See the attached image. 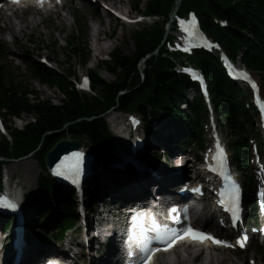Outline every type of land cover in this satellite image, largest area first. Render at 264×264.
Masks as SVG:
<instances>
[{
    "label": "trees",
    "instance_id": "obj_1",
    "mask_svg": "<svg viewBox=\"0 0 264 264\" xmlns=\"http://www.w3.org/2000/svg\"><path fill=\"white\" fill-rule=\"evenodd\" d=\"M176 0H149L145 5L148 13L167 19V14ZM133 10L138 11V0H132ZM185 6L196 10L201 18L203 28L216 40L221 42L234 58L238 52L242 63L250 70L257 71L264 84V69L261 56H264V0H184ZM226 21L229 25L225 30L217 28L212 19ZM158 29H151L134 37L135 52L130 56L119 50L114 51L112 61L105 63V69L117 78L112 83L103 81L98 72L90 71L98 87H102L99 97H88L78 93L69 81L71 72L64 73L49 69L38 61H30L31 72L42 83L56 88L62 96L59 104L48 100H40L37 93L28 86H19L13 80L5 79L0 73V112L5 117H21L27 115L32 121L22 129H14L11 142H0V158H18L31 154L44 167L46 153L60 140L72 138L83 140L95 150H100L110 144V134L102 114L110 107L126 111L134 109L147 117L153 115L159 120H168L187 136L193 137L199 129L201 114L206 115L201 98H186L188 81L171 72L172 63L168 59L151 55L158 45ZM69 53L85 63L89 51L86 43H78L73 38L68 43ZM144 61L143 77L138 70L141 59ZM197 62L203 69L209 83V89L217 113L225 123V129L230 135L231 145L245 147V138L239 113L248 118L241 91L235 87L223 74L215 57L205 53L198 54ZM127 91L119 96L120 92ZM185 104L187 112L180 106ZM151 107V110H149ZM158 109L167 113L162 118ZM185 132V133H186ZM241 156L246 153L240 152ZM239 160L236 159V161ZM240 167L245 169V162L240 161ZM1 165V163H0ZM39 190L44 194V202L50 201L45 195L54 187L52 180L42 176L38 182ZM62 202L72 208L69 192H63ZM40 210H45L40 206ZM71 210L66 214L70 216Z\"/></svg>",
    "mask_w": 264,
    "mask_h": 264
},
{
    "label": "rangeland",
    "instance_id": "obj_2",
    "mask_svg": "<svg viewBox=\"0 0 264 264\" xmlns=\"http://www.w3.org/2000/svg\"><path fill=\"white\" fill-rule=\"evenodd\" d=\"M77 3V6L79 10H76L75 15V24H72L71 19L68 17L66 18V25L63 27V31L61 33H58V30L54 27L56 22L52 21L50 22L46 27L44 25H41L39 28V31L41 35L37 32L32 33L30 36L28 35V31H26L25 36H21L20 34H17V37L15 39V42L12 43L10 36L8 33L3 34V31L0 33V44H4L5 48L8 49L12 53H27L28 56L35 58H41V57H47L49 60L54 63L55 67L58 68L59 71L63 72H71L76 77L81 72H88L91 68L96 66L97 68L95 71L98 72L100 78L104 80L105 82L111 83L116 80V77L114 75H111L108 73V71L105 69V65L102 64L99 60H95L93 62L92 60V52H91V43L89 40V25L94 26V22L90 23L89 19L95 20L94 15L97 10H102L101 6L97 4H93L90 1L85 0H72ZM100 1V0H98ZM149 0H138V13H142L145 11V5ZM70 2L69 4H71ZM105 5V3H104ZM117 8L120 9L123 13L126 12H132L133 11V3L131 0H123L121 4H116ZM101 13V12H100ZM103 13V12H102ZM172 13V12H171ZM134 14V13H133ZM90 15V16H88ZM72 16V14H71ZM92 17V18H91ZM24 19H27V16L23 17ZM109 17L105 15H100L99 23H100V29H102V33L99 35L101 38L102 35L109 36L111 35V39L107 40L106 43H104V50L101 51V54H114V51L116 49H120L124 54L130 55L132 51L134 50V43H133V36L134 31L138 27H132V28H126L122 27L120 28L118 25L114 26V24H111L109 22ZM111 24V25H110ZM85 25V35L84 37H79L75 33L76 29H79L80 26ZM0 27H3V23H0ZM20 26L19 24L15 27L18 29ZM78 31V30H77ZM73 38H76L78 43L83 44V42L86 43V48L89 51L87 63H82L77 58H74L69 53V48L67 43L71 41ZM106 40V39H105ZM102 42V39L99 40ZM10 55H7V53L0 54V65H2V68L7 70L9 72L10 78L14 79L17 84L20 86H28L31 89H33L40 100H48L53 104H59L62 100V96L59 93V91L56 88H50L43 86L41 83H39L37 80L33 79V74H31L25 66L22 64L21 66L10 60ZM104 67L100 68L99 66ZM1 68V69H2ZM143 67H140L142 70ZM257 77V76H256ZM258 78V77H257ZM264 93V89H263ZM195 94L192 90L187 91V97L191 98ZM181 109H184V106H181ZM133 109L128 110L127 112H132ZM113 112L110 111L109 114H105L104 118L106 122L108 120H111L112 117H115L118 121L124 120L125 117H123L121 114H118L117 116H113ZM217 117V116H216ZM217 121L219 124L222 122L221 118L218 116ZM5 121L8 122L9 127L11 128H19L22 129L23 126H25V122L32 121V117H22V121H17L13 118L6 117ZM108 123V122H107ZM223 124V122H222ZM109 126V125H108ZM172 131L176 132L175 129ZM163 134V133H162ZM224 138L227 140L226 133L222 132ZM206 135V132H205ZM230 137H228L229 139ZM207 139V136H206ZM83 142V141H82ZM175 142H173L172 146ZM85 146H87L84 143ZM96 159V158H95ZM94 159V160H95ZM161 161V160H160ZM26 162L25 165H21V163ZM96 163L94 164V166ZM9 172L13 176V182L16 184H20V186L23 187V192L27 193L30 197V199L34 198L36 202L40 200V196H42L41 193L37 190V180L42 175H46V172H44L43 168L38 164L37 161L31 155L27 158H20L16 160H10L7 165L3 168V172ZM108 171V169H103L98 173V176L104 177L105 173ZM103 180L100 181L102 183ZM88 190H94V187H88ZM90 193V191H88ZM91 196V194H90ZM110 198L103 196L101 200H103L104 205L109 202ZM99 202V201H97ZM36 205V204H34ZM34 207V206H33ZM109 207V204L106 205V208ZM54 209H58L57 202L53 204ZM45 222V221H44ZM72 238V237H71ZM70 239V236L68 235L66 237V241ZM79 240V239H78ZM257 251V254H259L264 262V248H259L256 246L255 248ZM250 255H252V245L250 249L245 254H234L230 251H225L223 253H215L211 254V262L214 264H241L243 259L248 258ZM186 260L187 264H191V262L188 260V257L186 254H179V256H169L165 258H161L158 260V264H181ZM207 259H203V262H206Z\"/></svg>",
    "mask_w": 264,
    "mask_h": 264
},
{
    "label": "bare ground",
    "instance_id": "obj_3",
    "mask_svg": "<svg viewBox=\"0 0 264 264\" xmlns=\"http://www.w3.org/2000/svg\"><path fill=\"white\" fill-rule=\"evenodd\" d=\"M86 1V0H85ZM102 2H106L109 6L113 7V8H116V4L119 3L121 4L123 0H101ZM72 7L74 8L75 7V3L72 2ZM98 11V10H97ZM20 22V27L18 29H15L14 28V25L11 21V19L9 17H0V19H4V22H5V27L10 31L12 32L15 36L17 34H20L21 36H25L26 35V31H28V35L30 36L32 33H35L37 32L39 34V36L41 35L40 31H39V28L42 24H44L45 26V23H41L40 21L36 20V19H24L22 16H18ZM66 16L63 15V13L61 12H57L54 16V20L56 21V24L54 25V27L59 30V31H63V27L66 25ZM111 24H114L113 21H111ZM110 24V25H111ZM46 27V26H45ZM0 32H2V29H0ZM102 29H99L97 31L98 33V36L102 33ZM105 39H102V42L101 41H98L97 40V50L98 52H101L104 50V43H105ZM17 118V117H16ZM20 118V117H19ZM172 162H175L176 159L172 158L171 159ZM26 162H23L21 163V165H25ZM98 168H101V169H107L108 166L106 164H103L100 165L99 163L95 166V170H97ZM186 172V169H184L182 171V174ZM160 174L162 175L163 179H161L163 182H169L170 184L171 183V180H169V176H165V174H167V170H160ZM111 174L107 175L106 176V182L103 186H101L100 188H97V189H94L93 190V193L95 194V197H99V198H102V194H105V195H109V196H112V197H115V198H121V196L125 193H128V192H131V190L133 189V186H135L134 184L132 183H123V182H120V181H117L116 179H113L112 176H110ZM145 175V174H144ZM165 180V181H164ZM145 183L148 182L149 185H151L152 183H154V179L152 177H150L149 175H145V180H144ZM157 182H160L157 181ZM145 187V186H144ZM90 194V193H89ZM42 200V199H41ZM21 202H19L20 204ZM22 204V203H21ZM1 226H3V224H1ZM39 229V228H38ZM34 242H28V240H23V244L20 245L19 248L20 249V252L23 254V259H22V264H26L31 258H36L37 257V254H36V249L32 246ZM107 243V242H106ZM108 244L111 246L110 247V252L109 253H106L105 252H102L100 253V251H98L96 249V247L94 246L93 247V250H94V255L92 254L91 255V261H93L95 264H112V261H113V254L115 252V249L113 247V245H111V242H108ZM223 253V251L221 252ZM5 254V253H4ZM101 254H103L104 257L101 256ZM82 255H84V253H82ZM96 255V256H95ZM86 255H84L85 257ZM106 256L107 257H111L112 261H110L109 259H106ZM78 257V255H77ZM102 259H101V258ZM187 257H188V260L191 262V264H208L210 262V258L207 257V256H204L203 254H198V255H195V254H187ZM207 259L206 262H203V259ZM100 260V261H98ZM98 261V262H97ZM2 262V260L0 261ZM181 264H187L186 263V260L184 262H182Z\"/></svg>",
    "mask_w": 264,
    "mask_h": 264
},
{
    "label": "snow or ice",
    "instance_id": "obj_4",
    "mask_svg": "<svg viewBox=\"0 0 264 264\" xmlns=\"http://www.w3.org/2000/svg\"><path fill=\"white\" fill-rule=\"evenodd\" d=\"M13 2L15 3L16 0H13ZM38 2H42V0H38ZM181 28L184 31H188V29L184 27L183 21H181ZM244 78L247 79V76L245 75ZM86 83H87V80L85 79V84ZM82 155H83L82 153H73L71 156H66L60 162V164L57 165L55 173L57 175H62L64 169L71 168L78 175L79 174L80 158ZM235 199L237 201L239 199L238 189H237L236 194H235ZM0 206L14 207V205L5 204L3 200H0ZM185 218H187V217L185 216ZM139 227H140V233H141V240L139 241L140 251L143 254L142 264H150V262L153 258V255L157 251H159L160 249L157 247H153L152 241L148 239V237H147L148 229H146L143 225V217L140 218ZM152 230L156 231V233H157V236L155 237L156 243H158L160 245H165L164 250L171 248L176 243L177 240H181V239H185V238L191 239V240H196V241H199L201 243L204 242L205 240H209L218 246H224V247H232L233 246V245L228 244L227 241L219 240L210 234H205V233L199 231L198 229H194L192 227L185 228L181 234H177L175 231H173L171 233V235H169V234H167L166 231L161 232V230L156 227L155 222H153ZM246 240H247V237L244 236V237H241L239 240H237L236 243L239 244L240 247H244Z\"/></svg>",
    "mask_w": 264,
    "mask_h": 264
},
{
    "label": "water",
    "instance_id": "obj_5",
    "mask_svg": "<svg viewBox=\"0 0 264 264\" xmlns=\"http://www.w3.org/2000/svg\"><path fill=\"white\" fill-rule=\"evenodd\" d=\"M179 3V0L176 3L175 8H177V5ZM80 146V143L78 141L73 140H62L60 141L51 151L48 152V154L45 157V162L48 166H52V164L59 158V156L66 152L67 150L71 148H78Z\"/></svg>",
    "mask_w": 264,
    "mask_h": 264
}]
</instances>
